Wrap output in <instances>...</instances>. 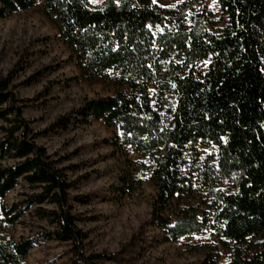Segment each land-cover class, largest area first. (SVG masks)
I'll return each instance as SVG.
<instances>
[{
    "label": "trees",
    "instance_id": "trees-1",
    "mask_svg": "<svg viewBox=\"0 0 264 264\" xmlns=\"http://www.w3.org/2000/svg\"><path fill=\"white\" fill-rule=\"evenodd\" d=\"M205 1L173 8L152 0H103L102 7L88 0H0V18L41 2L81 76L125 87L86 99L79 121L101 119L114 128L109 142L124 158L115 188L120 198L141 189L148 172L155 188L150 218L162 241L210 227L224 247L232 243L229 264H264V0H218L226 17L218 32L208 27ZM207 58L206 69H198ZM9 85L0 79V201L20 180L34 191L9 206L0 203V231L31 205L47 202L51 209L35 208L55 225L44 237L71 242L77 264H97L98 256L82 253L84 234L69 204L72 184L36 143ZM151 86L168 104L166 124L162 106L151 103ZM210 143L218 146L217 157L200 158L194 146ZM126 147L148 163L129 159ZM188 162L197 187L183 172ZM226 181L233 191L219 187ZM194 191L209 197V213L184 201ZM34 239L0 236V264H24ZM214 253L199 264H218Z\"/></svg>",
    "mask_w": 264,
    "mask_h": 264
},
{
    "label": "rangeland",
    "instance_id": "rangeland-1",
    "mask_svg": "<svg viewBox=\"0 0 264 264\" xmlns=\"http://www.w3.org/2000/svg\"><path fill=\"white\" fill-rule=\"evenodd\" d=\"M88 1L91 7L103 5V0ZM177 3V0L157 2L166 7ZM203 8L209 12V29L218 32L226 22L218 0L216 4L206 0ZM209 61L207 58L198 62L197 68L205 70ZM2 78L9 79V90L21 107L22 116L32 133L37 134L36 143L45 147L50 159L57 162L66 180L72 184L68 191L69 204L71 214L76 218L75 224L84 234V256H98L97 264H199L208 252L216 251L213 255L216 262L229 264L232 243L225 241L228 246L224 247L210 227L175 241H162L160 228L150 218L155 188L148 172L142 175L141 189L119 197L115 188L124 158L109 142L116 132L101 119L81 123L77 110L86 99L110 95L125 87H117L110 80L90 81L81 76L58 28L42 11L41 2L0 18ZM150 88L151 103L157 108L162 106L166 124L168 104L160 101L156 88ZM63 116L69 119L66 124H61ZM194 150L200 158L215 159L218 146L197 144ZM126 152L129 159L148 163L146 157L130 147H126ZM183 172L192 176L193 186L197 187L191 163L183 167ZM219 187L233 191L227 181ZM33 191L20 180L0 203L9 206ZM194 192L192 198L184 201L199 207L201 214L209 213V197L201 191ZM37 206L52 208L47 202L31 205L17 223L0 231L2 240L15 242L20 237L36 238L23 259L24 264H77L71 242L44 237V233L53 231L55 225L35 214Z\"/></svg>",
    "mask_w": 264,
    "mask_h": 264
},
{
    "label": "snow or ice",
    "instance_id": "snow-or-ice-1",
    "mask_svg": "<svg viewBox=\"0 0 264 264\" xmlns=\"http://www.w3.org/2000/svg\"><path fill=\"white\" fill-rule=\"evenodd\" d=\"M117 2H118V0H117ZM157 2H158V0H152L153 4H157ZM177 2L181 3V2H183V0H177ZM216 2H217V0H213V4H216ZM160 6L163 7L164 5H160ZM168 6L174 8L176 5L175 4H169ZM129 135H130V133H129Z\"/></svg>",
    "mask_w": 264,
    "mask_h": 264
}]
</instances>
